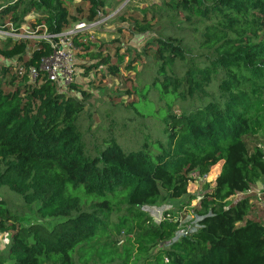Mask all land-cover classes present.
I'll return each instance as SVG.
<instances>
[{"label":"trees","instance_id":"1","mask_svg":"<svg viewBox=\"0 0 264 264\" xmlns=\"http://www.w3.org/2000/svg\"><path fill=\"white\" fill-rule=\"evenodd\" d=\"M122 3L125 11L110 18ZM102 18L125 27L109 39L101 31L74 35L78 75L87 82L66 91L41 69L53 54L46 41L0 38V195L11 192L40 218L60 219L53 230L25 226L0 196V234L8 238L0 264H264V224L249 217L255 198L233 200L264 177V0L142 7L134 0H0V30L11 22L56 34ZM138 36L146 38L139 46ZM30 68L39 72L34 81ZM145 68L141 88L132 85L131 73ZM110 78L123 81L124 94L114 93L115 82L108 89ZM102 90L115 109L142 118L137 107H148L154 91L188 108L156 102L166 112L161 136L125 151L115 120L104 126L100 108L86 109ZM80 124L88 144L102 143L95 152ZM219 163L214 186L192 196L193 175L205 177ZM196 199L198 228L176 241L182 208ZM165 201L182 206L159 221L144 210Z\"/></svg>","mask_w":264,"mask_h":264},{"label":"rangeland","instance_id":"2","mask_svg":"<svg viewBox=\"0 0 264 264\" xmlns=\"http://www.w3.org/2000/svg\"><path fill=\"white\" fill-rule=\"evenodd\" d=\"M144 0H134V3L137 4L139 7H142L145 3L149 4L151 2L154 3H158L159 0H148V2H143ZM125 3L121 4L118 9H116V11L110 15L109 10L104 11V15H110V18L114 17V15L122 13L123 11H125ZM107 17V16H106ZM109 18V19H110ZM105 18H102V20L95 25L93 28L88 29L87 31L93 32V31H101V32H105L109 33L110 35H100V38L103 39H109L111 35L116 34V32L120 29L125 27L124 24L122 23H108L105 20H103ZM106 23H105V22ZM146 40L145 37H141L138 36L134 39L133 44L139 46V42L143 43ZM2 63V62H0ZM6 65H11L10 62H3ZM149 68H145L144 72L142 74L141 73V69L138 71V74L135 73H131V77L133 78L132 81V85L138 86L139 88H141L142 83H143V79L149 74ZM79 73V70H78ZM127 72H125L124 70L122 71V76L123 74H126ZM137 77H138V81H137ZM77 82L82 83V84H86V79L81 78L79 75L76 78ZM137 81V83H136ZM112 82H115V84L118 86L116 87L118 90H113L115 94L118 93H122L124 94V92L126 91V89H123V81L121 79H118L116 81H114L113 78H110L107 83L109 84L108 89H112ZM115 85V86H116ZM88 90V88H87ZM92 91H95V89H93ZM111 94L110 91L104 92V90L100 91V92H94L93 96H94V100L91 99L89 102H87L86 104V109L89 108H93V109H99L100 108V114L103 117V119L105 120V124L104 126H106L108 124V120L114 119L115 120V124H116V128H117V132H113L118 139V144L123 146L125 151H127V147H135V148H139L141 147L144 143H150L151 139H155V138H159L161 136L160 133V129L162 128V118L166 115L165 112V108L162 107H157L156 106V102H160L161 105L168 103L170 105H172L174 108H176L177 110L179 109L181 110H186L188 108V105L186 103H181L180 100H175L174 97L171 96H164L161 93L154 91L152 94H150V99H152V102H149L148 107H144L141 105H139L137 108L142 111L141 113L145 116V118H142L140 116H138L134 111L130 112L127 111L126 109H124L123 107L119 106L118 109H115L113 106L110 105L109 102H106L108 100V96H106L107 94ZM69 96H72L74 98H79V100H82V98L77 94V93H72V92H68L67 93ZM125 97L127 95H124ZM124 97V99H125ZM129 99H126V101H128ZM102 105V106H101ZM157 110H161V111H157ZM133 116L136 117L138 119H133V120H127L125 123H121V120L124 116ZM143 121V123L141 122ZM97 122H94V125L96 126ZM121 124H127L128 126H130V130L128 131V128H123L121 129ZM85 126H81L80 124V128H81V132H82V136H83V141L85 143L86 149L88 151H94L95 146H102L101 142H96L94 141L92 143V141L94 140V138H91V143H89V138L90 135H88L86 132H84ZM106 130V129H105ZM104 130V127L100 129L99 132H96V137H103L106 133V131ZM128 131V132H126ZM88 135V136H87ZM151 138V139H150ZM95 152V151H94ZM222 164H218L215 167H213L210 171V173L205 176V177H200L199 174H195L193 175V180L192 182L189 184V188H188V192L195 197H199L203 194L204 192V188L206 187V185H208V187H213L214 186V182L215 179L217 178V176L220 173V168H221ZM255 188H259L258 193L259 196L260 194L264 191V177H262L258 182L257 185L255 186ZM253 191V190H251ZM246 194V193H245ZM1 197L5 198H10V200L14 203V208L13 210L15 211V213L19 214L20 218L23 221V225L25 226H29L31 224H39V225H43L45 228H47L48 230H53L55 225L60 222V219L56 220H47V219H42L40 218L37 213H36V207L35 206H24L22 204V202L20 201V199L13 193L8 192V194H2L0 195ZM259 196H257L255 198V200H253V204L257 205L253 211H251V213L249 214V217L254 219V220H258L260 222H262L264 224V199H262L261 201L258 199ZM242 198H244L243 194H239L237 195L233 200L234 202L241 200ZM197 199L193 200L191 202V205L189 207L187 206H183L182 208V215H183V219H182V227H193L197 224V220H198V216L193 214L192 212V208L195 207V205L197 204ZM182 206V204L180 202H159L157 205H155L154 207L151 208H145L144 210L147 211L149 214H151L154 218V221H159L160 219L163 218L164 214L167 212H174L175 214L178 213L176 212V210H178L180 207ZM8 242V238L7 235L4 234H0V251L3 250V248H5V245ZM87 264H94L93 262H89Z\"/></svg>","mask_w":264,"mask_h":264},{"label":"built area","instance_id":"3","mask_svg":"<svg viewBox=\"0 0 264 264\" xmlns=\"http://www.w3.org/2000/svg\"><path fill=\"white\" fill-rule=\"evenodd\" d=\"M96 24L87 23L85 21L76 23L71 29L62 31L56 34H48L46 27L39 25L35 29H29L27 25L23 24L19 30L13 23L6 24V30H0V38H12L14 40L29 41L31 46H35L40 40L46 41L53 51L51 57L44 59L41 69L47 74L48 79L57 85L63 91L76 81L78 76V69L76 67V47L74 43V35L80 31L88 30ZM43 30V33L38 32ZM38 70L30 68L29 77L34 81L38 77ZM199 220V217H197ZM197 224L193 227H182V220L175 240H180L189 236L198 228Z\"/></svg>","mask_w":264,"mask_h":264},{"label":"crops","instance_id":"4","mask_svg":"<svg viewBox=\"0 0 264 264\" xmlns=\"http://www.w3.org/2000/svg\"><path fill=\"white\" fill-rule=\"evenodd\" d=\"M220 164H222V163H220ZM257 185V184H256ZM258 190H259V188H253V191H250V192H248V193H246V194H243V196H244V198H248V197H254V198H256L257 196H259V193H258ZM243 199V198H242ZM255 200V199H254Z\"/></svg>","mask_w":264,"mask_h":264}]
</instances>
